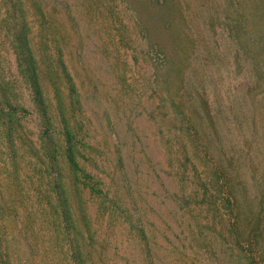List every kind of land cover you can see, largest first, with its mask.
I'll return each instance as SVG.
<instances>
[{
    "label": "rangeland",
    "instance_id": "374dc122",
    "mask_svg": "<svg viewBox=\"0 0 264 264\" xmlns=\"http://www.w3.org/2000/svg\"><path fill=\"white\" fill-rule=\"evenodd\" d=\"M8 8L0 0V76L29 110L9 140L0 135V189L18 207L11 256L74 264L40 180L41 123ZM15 9L27 16L50 114L57 128L69 121L98 188L66 185L85 264H264V103L258 117L247 98L249 32L264 34V3L21 0Z\"/></svg>",
    "mask_w": 264,
    "mask_h": 264
},
{
    "label": "trees",
    "instance_id": "16d2710c",
    "mask_svg": "<svg viewBox=\"0 0 264 264\" xmlns=\"http://www.w3.org/2000/svg\"><path fill=\"white\" fill-rule=\"evenodd\" d=\"M3 1L10 6L7 13H11V15L6 22L10 23L7 24L10 33L9 38L16 57L17 67L29 92L34 111L41 123L39 140L45 167L40 169V180H43L48 189H51L53 199L57 200V206L55 205L56 215L61 218L64 225L66 231L64 235L68 239V244H70L68 251L72 256V262L74 264H85L82 252L77 246V238L69 232L72 229L76 230V228L66 185L81 181L92 192H98V188L93 182V176L81 166L79 160L80 141L70 127L69 121L63 119L61 128H57L55 120L50 114L39 71V63L31 45L29 22L26 14L20 15L15 9L21 0ZM261 1L264 3V0ZM249 34L251 37L248 42L249 51L247 54L253 72L250 75L252 85L247 98L250 100H248L249 113L259 117L263 111H257L256 108L264 103V93H259L264 87V34L254 35L250 32ZM241 46L239 45V47ZM67 79L69 80L70 96L72 97L76 93V89L71 77L67 75ZM3 80L4 78L0 76V135L9 140V137L15 131L14 125L16 120L19 119V115L26 114L29 110L11 100L8 85ZM62 162L67 166L69 181L65 178ZM9 202L10 198L5 195L4 190L0 189V264H21V258L15 260L11 256L10 248L13 244L9 239L8 229L12 221L11 215L13 212H17L18 207L16 202Z\"/></svg>",
    "mask_w": 264,
    "mask_h": 264
}]
</instances>
